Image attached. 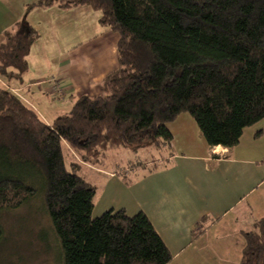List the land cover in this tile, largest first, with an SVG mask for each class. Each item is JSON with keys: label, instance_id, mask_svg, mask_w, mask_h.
<instances>
[{"label": "trees", "instance_id": "trees-1", "mask_svg": "<svg viewBox=\"0 0 264 264\" xmlns=\"http://www.w3.org/2000/svg\"><path fill=\"white\" fill-rule=\"evenodd\" d=\"M52 6L99 12L100 24L118 35L119 67L104 79L102 94L79 97L48 124L14 84L29 70L38 32L24 18L6 32L0 211L35 198L41 183L63 264H170L145 213L93 216L97 188L83 165L104 167L110 153L126 148L150 153L147 172L165 166L174 140L168 125L182 114L210 147L238 146L244 131L264 120V0H39L28 10ZM239 264H264V218L244 234Z\"/></svg>", "mask_w": 264, "mask_h": 264}, {"label": "crops", "instance_id": "crops-1", "mask_svg": "<svg viewBox=\"0 0 264 264\" xmlns=\"http://www.w3.org/2000/svg\"><path fill=\"white\" fill-rule=\"evenodd\" d=\"M38 1L0 0V42L23 18L38 32L28 56L29 70L20 83L12 84H22L20 89L34 104L33 87L58 95L54 83L44 77L57 70L65 77L58 83L75 101L102 94L104 79L119 67L118 35L100 24L101 14L92 8L28 10ZM83 46V52L92 47L98 55L91 61V73L84 74L76 87L68 82V68ZM73 104L67 103L68 111ZM54 116L44 121L51 124L59 113ZM168 128L174 138L173 152L157 170L111 168L110 154L104 167L83 165L98 175V184L92 183L97 188L93 216L120 209L130 216L145 213L172 255L170 264H201L199 256L213 249V244L229 257L235 252L234 242L240 240L244 247V234L264 218V120L246 129L234 148L210 147L188 114L180 115ZM198 223L200 233L194 237ZM243 247L237 254L238 264Z\"/></svg>", "mask_w": 264, "mask_h": 264}, {"label": "rangeland", "instance_id": "rangeland-1", "mask_svg": "<svg viewBox=\"0 0 264 264\" xmlns=\"http://www.w3.org/2000/svg\"><path fill=\"white\" fill-rule=\"evenodd\" d=\"M83 47L75 55L74 60L76 61H73L71 67L68 68L70 70L68 82L73 83L76 87L84 74L91 73L89 70L93 67L91 61L95 60L98 55V51L93 50L92 47L86 53L83 52L85 49ZM67 56L71 58L70 54ZM57 73V70H53L52 74L49 73L44 77L48 82L54 83L53 90L58 95L44 93L42 86L33 87L31 95H34L35 98L34 104H32L24 92L20 93L33 109L35 106L37 107L43 120L54 119L53 117L57 113L59 116L66 114L67 103L72 105L76 99L64 92L65 89L62 85L60 86V80L65 77ZM109 158L108 165L111 168L119 167L117 169L120 171H133L154 166V163H150L152 161L150 153L145 149L135 152L122 148L110 153ZM82 175L90 183L98 184V175L93 170L83 166ZM37 187L39 194L20 208L0 211V227L3 230V237L0 240V264H63L64 254L45 207L43 186L39 183ZM234 245L235 252L229 254V257H225L219 247L213 244V249H209L199 256V260L201 264H238L239 256L237 254H240L243 244L239 240L235 241Z\"/></svg>", "mask_w": 264, "mask_h": 264}, {"label": "built area", "instance_id": "built-area-1", "mask_svg": "<svg viewBox=\"0 0 264 264\" xmlns=\"http://www.w3.org/2000/svg\"><path fill=\"white\" fill-rule=\"evenodd\" d=\"M14 92H17L16 90L13 89Z\"/></svg>", "mask_w": 264, "mask_h": 264}]
</instances>
